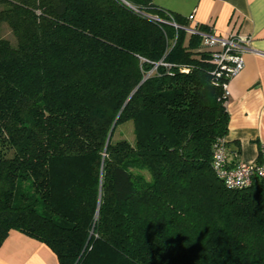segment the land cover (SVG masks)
I'll list each match as a JSON object with an SVG mask.
<instances>
[{
    "label": "trees",
    "instance_id": "trees-1",
    "mask_svg": "<svg viewBox=\"0 0 264 264\" xmlns=\"http://www.w3.org/2000/svg\"><path fill=\"white\" fill-rule=\"evenodd\" d=\"M188 26L153 0H0V247L264 264V179L229 189L212 168L228 79Z\"/></svg>",
    "mask_w": 264,
    "mask_h": 264
},
{
    "label": "crops",
    "instance_id": "crops-1",
    "mask_svg": "<svg viewBox=\"0 0 264 264\" xmlns=\"http://www.w3.org/2000/svg\"><path fill=\"white\" fill-rule=\"evenodd\" d=\"M153 4L221 36L248 38L243 69L227 83L229 115L227 160L230 166L255 163L264 143V0H153ZM0 264H58L44 243L16 231L0 247Z\"/></svg>",
    "mask_w": 264,
    "mask_h": 264
},
{
    "label": "built area",
    "instance_id": "built-area-1",
    "mask_svg": "<svg viewBox=\"0 0 264 264\" xmlns=\"http://www.w3.org/2000/svg\"><path fill=\"white\" fill-rule=\"evenodd\" d=\"M158 20L157 18H154ZM189 26L185 28L188 33L199 34L202 37L201 47L211 53V61L215 64L214 74L219 77L224 75L228 81L235 77L243 69L242 53L248 44V38L229 34L221 36L209 28V32L200 33L196 30L197 24H193V15L186 17ZM169 24L178 28L171 21ZM223 84L225 95L227 96V83ZM212 168L216 176L229 189H242L249 186L254 177L264 179V143L259 147L258 161L255 163H241L230 166L227 160V150L225 140H218L214 146L212 154Z\"/></svg>",
    "mask_w": 264,
    "mask_h": 264
},
{
    "label": "rangeland",
    "instance_id": "rangeland-1",
    "mask_svg": "<svg viewBox=\"0 0 264 264\" xmlns=\"http://www.w3.org/2000/svg\"><path fill=\"white\" fill-rule=\"evenodd\" d=\"M1 35H2L3 38L9 40V42L12 45H15V39H14L13 35L11 34L9 28L6 25L2 26ZM128 133H129V128H128Z\"/></svg>",
    "mask_w": 264,
    "mask_h": 264
},
{
    "label": "water",
    "instance_id": "water-1",
    "mask_svg": "<svg viewBox=\"0 0 264 264\" xmlns=\"http://www.w3.org/2000/svg\"><path fill=\"white\" fill-rule=\"evenodd\" d=\"M114 125H115V124H113V125H112V128H111V130H110V132H109V135H108V139H109V138H110V136H111V133H112V131H113V128H114Z\"/></svg>",
    "mask_w": 264,
    "mask_h": 264
}]
</instances>
